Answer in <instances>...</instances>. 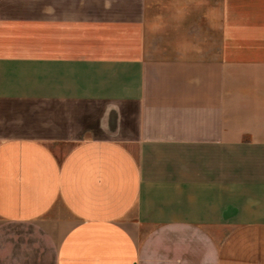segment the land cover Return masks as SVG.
<instances>
[{"label": "crops", "instance_id": "0c3cea01", "mask_svg": "<svg viewBox=\"0 0 264 264\" xmlns=\"http://www.w3.org/2000/svg\"><path fill=\"white\" fill-rule=\"evenodd\" d=\"M0 264H264V0H0Z\"/></svg>", "mask_w": 264, "mask_h": 264}]
</instances>
